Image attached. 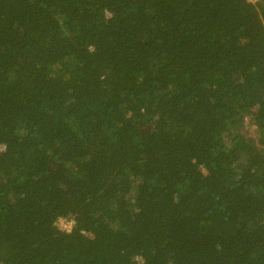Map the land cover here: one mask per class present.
<instances>
[{"label":"trees","instance_id":"1","mask_svg":"<svg viewBox=\"0 0 264 264\" xmlns=\"http://www.w3.org/2000/svg\"><path fill=\"white\" fill-rule=\"evenodd\" d=\"M0 264H264V0H0Z\"/></svg>","mask_w":264,"mask_h":264},{"label":"built area","instance_id":"2","mask_svg":"<svg viewBox=\"0 0 264 264\" xmlns=\"http://www.w3.org/2000/svg\"><path fill=\"white\" fill-rule=\"evenodd\" d=\"M73 225L72 219H58L57 226L60 230L69 231Z\"/></svg>","mask_w":264,"mask_h":264},{"label":"rangeland","instance_id":"3","mask_svg":"<svg viewBox=\"0 0 264 264\" xmlns=\"http://www.w3.org/2000/svg\"><path fill=\"white\" fill-rule=\"evenodd\" d=\"M247 129H248V132H250V134L253 135L254 127L250 125L247 127Z\"/></svg>","mask_w":264,"mask_h":264}]
</instances>
